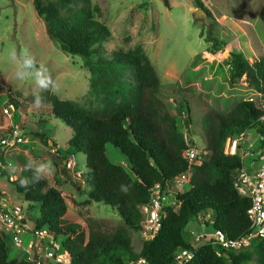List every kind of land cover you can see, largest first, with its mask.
<instances>
[{
	"label": "trees",
	"instance_id": "obj_1",
	"mask_svg": "<svg viewBox=\"0 0 264 264\" xmlns=\"http://www.w3.org/2000/svg\"><path fill=\"white\" fill-rule=\"evenodd\" d=\"M193 1L212 18L203 0ZM58 2L70 11L69 15L63 16L55 3L46 0H34V7L59 50L69 56L81 57L93 82L104 76L120 85L119 78L126 71H131L135 77L133 83H124L122 87V91L131 95L130 101L116 104L112 97L109 103L112 106L107 104L99 112L56 96L46 99L51 101L48 114L63 121L73 133L65 153L59 150V154L67 160L69 156L84 153L86 171L82 178L89 188L86 203L110 207L127 228L140 232L146 219L142 206L150 201L151 189L160 184L165 191L168 182L189 169L184 157V138L177 134L174 126L175 144L170 147L159 137L155 122L141 103L145 91H157L160 87L157 73L143 49L137 47L132 52L106 58L100 44L112 38V31L95 19L91 0ZM162 2L171 8L170 0ZM209 27L206 41L212 43L216 51L222 50L226 44L215 37L213 25ZM228 65L230 85H248L264 100V58L252 62L241 53H233ZM14 103L18 107L14 100L9 105ZM190 122L188 115L187 125ZM212 128L211 153L200 166L193 167L189 186L178 193L179 211L164 203L160 213L161 229L152 241L144 242L139 253L126 230L101 233L86 227L79 215H69L61 191L49 185L47 180L22 187L21 180L31 177V171L24 168L13 185L28 203L27 220L33 222V231L47 230L50 239L60 241L61 253L68 257L69 264H132L139 259H146V264H177L178 252L195 248L194 242H187L183 234L191 218L204 222V216L212 214L214 230L223 232L230 239L249 232L251 200L242 197L234 185L237 173L244 166L243 160L239 154L226 155L225 146L228 138L235 139L253 130L261 137L258 144L261 147L264 144V110L253 102H241L234 114L219 115ZM30 134L44 146L51 147L50 142L56 146L46 133ZM121 185L125 186L126 192L121 191ZM166 194L169 200L170 193ZM5 197L0 191V201ZM34 211L38 212L37 217L30 216ZM0 264H31L9 254L7 237L1 230ZM189 264H264V239L241 251H224L221 257L217 256L214 247L204 245Z\"/></svg>",
	"mask_w": 264,
	"mask_h": 264
},
{
	"label": "rangeland",
	"instance_id": "obj_2",
	"mask_svg": "<svg viewBox=\"0 0 264 264\" xmlns=\"http://www.w3.org/2000/svg\"><path fill=\"white\" fill-rule=\"evenodd\" d=\"M46 1L55 3L63 16L70 14L58 0ZM91 3L95 19L112 31V38L100 44L103 56L111 59L137 47H141L148 56L160 87L157 91H145L141 103L155 122L159 137L170 147L175 144L173 127L176 126L177 134L183 138L187 135L199 151L200 160H203L211 153L212 124L218 122L219 115L234 114L244 101L264 109L262 96L252 87L230 85L228 65L233 53H241L252 62L264 58V0H203L212 18L207 14L198 20L194 19L198 8L193 0H170L171 8L165 7L162 0H91ZM210 24L215 37L226 44L222 50L216 51L213 44L206 41ZM12 50L18 55L27 51L34 56L38 66L42 64L58 83L59 93L54 95L43 91L32 80H18L15 76L17 66L9 59ZM84 64L81 57L66 55L57 48L35 10L34 0H0V159L6 166L0 174V191L6 195L5 203L26 208L28 203L16 191L13 182L21 176L29 161H50L54 172L46 180L61 191L69 207V215H79L86 227L101 233L126 230L139 253L146 241L141 232L127 228L110 207L86 203L89 188L82 178L86 171V156L79 153L65 160L59 154V150L65 153L73 133L63 121L48 114L51 101H46L48 106L43 109L31 106L36 94L45 99L56 96L96 112L109 104L112 97L116 104L132 99L129 93L122 91L124 83L128 85L135 81L131 71L120 76V85L104 76L93 82ZM12 100L18 103V107L15 103L9 106ZM182 108L186 110L185 115H182ZM16 126L24 137V143L3 152L1 140ZM38 132L51 136L56 146H44L30 134ZM257 140L259 135L249 131L245 140L248 146H255L257 150ZM249 152L252 153L251 150ZM251 158L254 157H244L245 166ZM176 185L174 182L171 184L166 203L179 211L177 194L173 191ZM182 192L184 190L180 194ZM30 216L37 217L38 212L34 211ZM204 218V222L196 218L187 221L183 230L187 242H195L197 235L214 233L213 215ZM28 226L32 231L23 235L25 245L37 241L33 222L28 221ZM7 241L10 255L14 258V252L22 250H13L10 236H7Z\"/></svg>",
	"mask_w": 264,
	"mask_h": 264
},
{
	"label": "built area",
	"instance_id": "obj_3",
	"mask_svg": "<svg viewBox=\"0 0 264 264\" xmlns=\"http://www.w3.org/2000/svg\"><path fill=\"white\" fill-rule=\"evenodd\" d=\"M9 106L12 107L13 105ZM246 137L247 133H243L238 138H228L225 154L241 155L243 164L244 157H254L256 155L258 158V168L255 172L250 173L243 166L237 173L234 181L238 193L242 197L251 200V206L248 210L250 220L249 232L237 239H230L221 231H214L209 236L197 235L195 237L194 250L183 249L177 253V264H189L194 259L196 251L204 245L214 247L217 256L221 257L224 251H241L249 248L253 242L264 239V144L250 153L249 151L253 147L251 145L246 147ZM184 142L186 145L184 157L189 164L188 171L177 179L168 182L165 191H163L160 184H156L151 189L150 201L142 206V212L146 219L140 232L146 241H152L161 229L160 213L164 203L168 200L166 192H171V184L173 182L177 184L175 188L178 195L190 183L193 167L202 164L199 151L187 135L184 137ZM23 143L24 137L20 134L19 127L16 126L9 135L1 140V148L5 152L7 148ZM244 151H247V153L245 152V154ZM69 165L71 166V163ZM5 168L3 160L0 159V174L2 173L1 170H5ZM27 215V208L10 202L5 203L3 200L0 201V228L6 237L10 236L12 238V244L26 254V261L31 264H45L47 262H51V264H69L68 257L61 253V242L50 239L47 230L33 231L37 241H30L27 245L24 244L23 235L26 232L32 231L28 226ZM132 264H146V259H139Z\"/></svg>",
	"mask_w": 264,
	"mask_h": 264
},
{
	"label": "clouds",
	"instance_id": "obj_4",
	"mask_svg": "<svg viewBox=\"0 0 264 264\" xmlns=\"http://www.w3.org/2000/svg\"><path fill=\"white\" fill-rule=\"evenodd\" d=\"M9 59L13 61L17 70L15 76L20 81L32 80L37 88L48 91L51 94L57 95L59 93V85L48 73L47 69L40 64L38 66L37 59L27 51H21L19 55L15 50L9 54ZM33 108L43 109L48 105L45 97L36 94L32 101ZM26 171H31V177H25L21 180L22 187H29L33 184L39 183L41 180H46L49 175L54 172V166L49 162L37 163L35 161H29L25 165ZM121 191L126 192L125 186L121 185Z\"/></svg>",
	"mask_w": 264,
	"mask_h": 264
},
{
	"label": "crops",
	"instance_id": "obj_5",
	"mask_svg": "<svg viewBox=\"0 0 264 264\" xmlns=\"http://www.w3.org/2000/svg\"><path fill=\"white\" fill-rule=\"evenodd\" d=\"M247 135H248V133H247ZM246 140V139H245ZM246 142V147H248V144H247V141H245ZM258 144H259V141L257 140V143H256V146L258 147ZM255 145V144H254ZM253 145V146H254ZM256 147V148H257ZM253 149V150H252ZM255 150V146L253 147V148H251V151H254ZM249 161V164H248V166H245L246 167V169L250 172V173H253V172H255L256 171V169L258 168V158L256 157V155L254 156V158H251V159H249L248 160ZM187 187V185L185 186V188H184V191L187 189L186 188ZM173 191H176V189L174 188V190ZM0 230L2 231V229L0 228ZM8 242V241H7ZM8 244H9V242H8ZM12 246L14 247L13 248V250H19V248H17V247H15L13 244H12ZM9 254H11V249H10V245H9ZM14 258L15 259H24V260H27V256H26V254L23 252V251H18L17 253H15L14 252ZM12 256V255H11Z\"/></svg>",
	"mask_w": 264,
	"mask_h": 264
},
{
	"label": "water",
	"instance_id": "obj_6",
	"mask_svg": "<svg viewBox=\"0 0 264 264\" xmlns=\"http://www.w3.org/2000/svg\"><path fill=\"white\" fill-rule=\"evenodd\" d=\"M207 16V13L201 9V8H198L196 11H195V14H194V19L195 20H198V19H202L204 17ZM228 54V53H226ZM229 55V54H228ZM10 112H11V109H10ZM181 112H182V115H185L186 113V110L184 108L181 109ZM51 145H53V142H50Z\"/></svg>",
	"mask_w": 264,
	"mask_h": 264
}]
</instances>
